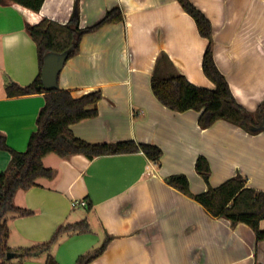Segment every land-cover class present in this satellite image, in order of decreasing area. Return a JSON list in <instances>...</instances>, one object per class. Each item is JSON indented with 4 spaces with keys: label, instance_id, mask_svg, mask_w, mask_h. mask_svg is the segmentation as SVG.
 <instances>
[{
    "label": "crops",
    "instance_id": "0c3cea01",
    "mask_svg": "<svg viewBox=\"0 0 264 264\" xmlns=\"http://www.w3.org/2000/svg\"><path fill=\"white\" fill-rule=\"evenodd\" d=\"M191 1L211 22L214 60L233 96L255 110L264 103V0ZM74 3L43 0L35 11L0 0V135L12 149L25 150L45 103L43 93L5 92L8 81L27 84L39 72L26 24L44 17L64 24ZM115 5L124 19L83 34L79 52L58 74V85L74 97L97 89L102 93L97 115L71 124L76 136L94 143H153L162 150L160 163L142 151L94 158L47 154L43 164L53 176L37 178L36 185L14 196L16 206L33 213L5 214L7 246L16 251L46 242L60 225L85 219L88 230L64 233L51 246L55 264H75L107 236L104 251L88 264H264V239L257 240L247 223L211 216L165 180L184 173L196 194L240 173L247 186L264 190V130L250 133L225 119L203 128L200 111L162 104L151 89L154 71L180 72L198 86L214 88L201 66L208 39L178 0H78L79 26L94 24ZM199 155L211 168L208 183L195 169ZM10 158L0 147V172ZM81 199L86 205L74 204ZM259 227L264 229V219ZM46 259L43 252L5 257L0 264H46Z\"/></svg>",
    "mask_w": 264,
    "mask_h": 264
},
{
    "label": "trees",
    "instance_id": "16d2710c",
    "mask_svg": "<svg viewBox=\"0 0 264 264\" xmlns=\"http://www.w3.org/2000/svg\"><path fill=\"white\" fill-rule=\"evenodd\" d=\"M32 10L38 11L43 0H12ZM182 8L190 14L201 36L208 39L202 56V70L213 82L214 88L198 86L190 82L180 72L161 74L154 71L150 78L151 89L156 98L168 108L175 111L195 109L200 111L198 123L205 128L218 119H225L239 125L250 133L264 130V103L253 111L242 106L233 96L225 75L217 67L212 50L213 29L210 20L191 0H178ZM124 19L119 5L107 9L100 20L86 27L79 26V6L75 0L73 11L64 24L49 18H42L37 23L26 24V30L35 42L39 72L33 81L20 84L8 81L5 92L8 96L31 93H43L44 105L36 117V129L30 134L25 150L12 149L0 135V147L7 149L11 158L7 167L0 172V261L11 251L6 240L9 227L5 214L13 212L18 215H29L33 211L14 204V196L19 189H28L36 185L39 177H52L54 170L43 164V157L55 153L60 157H69L81 153L88 158L105 154L129 153L142 151L149 159L160 163L162 150L153 143L138 142L134 139L89 142L76 136L71 124L97 115V102L102 93L99 89L74 97L69 90L57 87L45 89L41 80V68L47 52L68 51V57L79 52L81 37L86 32L94 31L101 26ZM195 169L208 183L211 168L207 158L199 155ZM166 182L196 199L203 208L214 217H224L231 224L247 223L254 231L256 239H264V229L259 221L264 219V190L247 186L246 179L237 173L217 186L208 185L200 193H192L189 179L184 173H173L165 178ZM88 209L91 204H88ZM88 230L85 219L60 225L51 238L42 243L17 249L21 259L37 256L47 252L46 264H55L48 252L64 233L83 232ZM109 236L96 248L79 255L75 264H88L98 257L107 246Z\"/></svg>",
    "mask_w": 264,
    "mask_h": 264
},
{
    "label": "water",
    "instance_id": "95a60500",
    "mask_svg": "<svg viewBox=\"0 0 264 264\" xmlns=\"http://www.w3.org/2000/svg\"><path fill=\"white\" fill-rule=\"evenodd\" d=\"M68 57V51L62 52H47L44 55V61L41 68V80L45 89H55L58 85V74L62 69ZM19 253L15 251H8L7 258L18 256Z\"/></svg>",
    "mask_w": 264,
    "mask_h": 264
},
{
    "label": "built area",
    "instance_id": "2783aa9c",
    "mask_svg": "<svg viewBox=\"0 0 264 264\" xmlns=\"http://www.w3.org/2000/svg\"><path fill=\"white\" fill-rule=\"evenodd\" d=\"M74 204H81V205H86V201L84 199L81 200H76Z\"/></svg>",
    "mask_w": 264,
    "mask_h": 264
}]
</instances>
